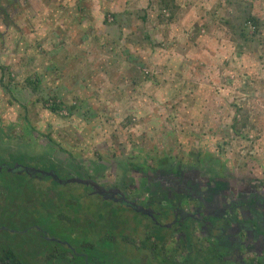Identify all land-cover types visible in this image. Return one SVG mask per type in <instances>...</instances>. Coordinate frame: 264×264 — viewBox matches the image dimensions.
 <instances>
[{"label": "rangeland", "instance_id": "rangeland-1", "mask_svg": "<svg viewBox=\"0 0 264 264\" xmlns=\"http://www.w3.org/2000/svg\"><path fill=\"white\" fill-rule=\"evenodd\" d=\"M0 153L141 205L173 165L264 187V0H0Z\"/></svg>", "mask_w": 264, "mask_h": 264}, {"label": "trees", "instance_id": "trees-1", "mask_svg": "<svg viewBox=\"0 0 264 264\" xmlns=\"http://www.w3.org/2000/svg\"><path fill=\"white\" fill-rule=\"evenodd\" d=\"M9 158L0 153V264L235 263V256L225 252L229 245L207 246L192 220L169 222L172 205L167 202V210L162 209L167 192L158 185L148 188L156 201L144 208L153 211L150 216L122 203L120 196L76 193L41 175L56 186L46 188L26 174L10 172L15 161L28 156ZM182 252L187 256L178 257ZM245 264H264V258Z\"/></svg>", "mask_w": 264, "mask_h": 264}, {"label": "flooded vegetation", "instance_id": "flooded-vegetation-1", "mask_svg": "<svg viewBox=\"0 0 264 264\" xmlns=\"http://www.w3.org/2000/svg\"><path fill=\"white\" fill-rule=\"evenodd\" d=\"M29 158L25 162L15 161L9 167L14 171L10 172L26 174L29 178L44 182L40 173L46 171L38 166L39 161ZM174 167L157 172L159 182L150 186L151 190L157 185L166 190L162 209L167 210L168 203L172 205L168 210L173 217L171 224L174 226L192 220L203 237L195 231L196 236L204 238L207 246L216 245L217 242L229 245L225 252L231 253L232 258L235 256L233 264L250 262L247 257L251 252L257 259L264 258V187L251 185L240 189L231 188L228 182L205 183L198 171L175 170ZM106 190L119 191L116 188ZM112 195L109 197L114 198ZM152 203L156 201L151 200L150 194L144 205L136 204L149 208ZM180 236L183 235L177 234V237Z\"/></svg>", "mask_w": 264, "mask_h": 264}, {"label": "water", "instance_id": "water-1", "mask_svg": "<svg viewBox=\"0 0 264 264\" xmlns=\"http://www.w3.org/2000/svg\"><path fill=\"white\" fill-rule=\"evenodd\" d=\"M11 171L13 169H10ZM14 171V170H13ZM29 171V170H28ZM43 177H51L55 182L62 184V185H67V184H72V183H78L82 184L85 186H90L94 190V194H100L109 197L110 195L120 196L122 199H119L122 203H126L128 206H131L135 211L143 213V214H148L150 216H153V211L146 210L143 207L137 205L136 203L130 202L128 199L125 198V196L120 192L116 190H106L104 187L100 186L98 183L91 181V180H85V179H80V178H71L68 180H62L58 177L57 173L54 171L51 172H41L40 173ZM121 194V195H120Z\"/></svg>", "mask_w": 264, "mask_h": 264}]
</instances>
